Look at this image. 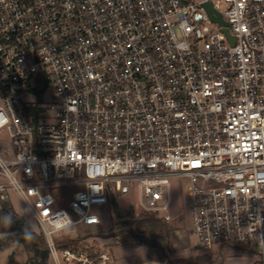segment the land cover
<instances>
[{
	"label": "built area",
	"instance_id": "built-area-1",
	"mask_svg": "<svg viewBox=\"0 0 264 264\" xmlns=\"http://www.w3.org/2000/svg\"><path fill=\"white\" fill-rule=\"evenodd\" d=\"M0 176L51 264H113L77 231L113 198L170 221L175 178L195 247L264 264V0H0Z\"/></svg>",
	"mask_w": 264,
	"mask_h": 264
},
{
	"label": "rangeland",
	"instance_id": "rangeland-1",
	"mask_svg": "<svg viewBox=\"0 0 264 264\" xmlns=\"http://www.w3.org/2000/svg\"><path fill=\"white\" fill-rule=\"evenodd\" d=\"M35 97V95H26L29 102L35 101ZM32 112H36L34 108ZM172 181L170 191L172 202L169 209L172 219L167 221L162 218L171 228L168 239L162 235L150 236L151 242L159 245L136 246L131 237V232L136 231L135 226L126 225L124 222L140 219L149 212L142 211L135 198H119L116 200L117 210L114 209V204H111L109 210L104 213L100 225L77 231L85 237L81 244L105 246L119 259V262L124 264H143V253L156 264H256L259 262L260 254L253 247H250V251L228 245L215 246L211 250L195 247L190 214L191 198L188 195L189 179L175 178ZM0 183H7V180L0 176ZM1 193L4 194L5 199L1 198ZM1 199L9 202L18 216L24 218L35 231H40L31 212L15 191L8 189L0 192V208ZM11 237L13 235L0 232V264H27L28 258L32 256L31 253ZM205 256L209 260L201 262L199 258ZM48 263L51 264L49 260Z\"/></svg>",
	"mask_w": 264,
	"mask_h": 264
},
{
	"label": "trees",
	"instance_id": "trees-1",
	"mask_svg": "<svg viewBox=\"0 0 264 264\" xmlns=\"http://www.w3.org/2000/svg\"><path fill=\"white\" fill-rule=\"evenodd\" d=\"M114 209L117 210L118 205L116 199H112ZM11 217V224H8V218ZM126 225L131 224L135 226L136 231L131 232V237L135 241L136 246L147 244L152 247L159 245L151 242L150 236L162 235L168 239L171 234V228L168 223L156 214L146 213L140 219L124 222ZM0 232L7 235H13L11 237L19 244L31 253V257L28 258L27 264H49V247L46 239L41 231H35L32 226L13 210V206L1 199L0 208ZM26 235H30L32 239H25ZM10 238L9 236H6ZM250 251L249 247L235 246ZM1 248V246H0ZM201 262L208 261L207 256L199 258ZM190 264V263H189Z\"/></svg>",
	"mask_w": 264,
	"mask_h": 264
},
{
	"label": "crops",
	"instance_id": "crops-1",
	"mask_svg": "<svg viewBox=\"0 0 264 264\" xmlns=\"http://www.w3.org/2000/svg\"><path fill=\"white\" fill-rule=\"evenodd\" d=\"M137 249H140V248H137ZM143 253V252H142ZM143 257H144V261H143V264H156L155 261L149 259L148 257H146V255H144V253L142 254ZM116 257L114 256V263L113 264H124L122 262H119V259H115Z\"/></svg>",
	"mask_w": 264,
	"mask_h": 264
},
{
	"label": "water",
	"instance_id": "water-1",
	"mask_svg": "<svg viewBox=\"0 0 264 264\" xmlns=\"http://www.w3.org/2000/svg\"><path fill=\"white\" fill-rule=\"evenodd\" d=\"M207 7H208L209 11L212 13L213 10H214L212 4L208 3V4H207ZM215 19H216L217 21H219L220 23H222V24H226V22H224L223 17H222L221 15L215 17ZM226 31H227V30H226Z\"/></svg>",
	"mask_w": 264,
	"mask_h": 264
},
{
	"label": "clouds",
	"instance_id": "clouds-1",
	"mask_svg": "<svg viewBox=\"0 0 264 264\" xmlns=\"http://www.w3.org/2000/svg\"><path fill=\"white\" fill-rule=\"evenodd\" d=\"M10 224H11V217L8 218V224L5 225V226H9ZM24 238H25V239H32L33 237L30 236V235H26Z\"/></svg>",
	"mask_w": 264,
	"mask_h": 264
}]
</instances>
